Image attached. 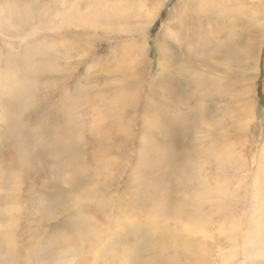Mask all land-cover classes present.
Masks as SVG:
<instances>
[{
  "label": "rangeland",
  "instance_id": "rangeland-1",
  "mask_svg": "<svg viewBox=\"0 0 264 264\" xmlns=\"http://www.w3.org/2000/svg\"><path fill=\"white\" fill-rule=\"evenodd\" d=\"M194 1L0 0V264H264V0Z\"/></svg>",
  "mask_w": 264,
  "mask_h": 264
},
{
  "label": "bare ground",
  "instance_id": "bare-ground-1",
  "mask_svg": "<svg viewBox=\"0 0 264 264\" xmlns=\"http://www.w3.org/2000/svg\"><path fill=\"white\" fill-rule=\"evenodd\" d=\"M196 1V0H195ZM194 1V2H195ZM215 2V3H214ZM217 2L219 3V4H221L222 3V5H223V7H222V9H227V7H226V5L223 3V1H220V0H211V1H208V3L207 4H205V5H202V8L204 9V11H203V13H205V9H206V14L208 13L207 11H208V8L207 7H211V8H214L215 7V4L217 5ZM193 6V5H192ZM193 9V8H192ZM209 11H210V9H209ZM202 13V12H201ZM183 22H184V19H181L180 20V23H182L183 24ZM22 70V69H21Z\"/></svg>",
  "mask_w": 264,
  "mask_h": 264
}]
</instances>
